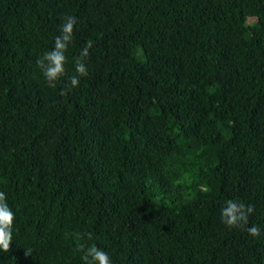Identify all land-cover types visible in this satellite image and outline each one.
<instances>
[{"label": "trees", "instance_id": "obj_1", "mask_svg": "<svg viewBox=\"0 0 264 264\" xmlns=\"http://www.w3.org/2000/svg\"><path fill=\"white\" fill-rule=\"evenodd\" d=\"M66 16L52 89L36 60ZM0 191V264H83L73 233L112 264H264V0H0Z\"/></svg>", "mask_w": 264, "mask_h": 264}, {"label": "clouds", "instance_id": "obj_2", "mask_svg": "<svg viewBox=\"0 0 264 264\" xmlns=\"http://www.w3.org/2000/svg\"><path fill=\"white\" fill-rule=\"evenodd\" d=\"M76 18L66 16L60 27V35L54 38V47L45 52L36 60V67L39 69L47 86L55 89L66 75L65 65L69 62L67 53L74 41V29ZM92 47V41L87 42V47L80 51L74 60L76 75L69 78L68 87L62 88L60 95H66L71 89L79 86L80 79L89 75L87 57L89 49ZM253 206H246L236 200H227L224 202L220 211L221 221L229 229L245 230L249 223L248 217L254 213ZM16 216L9 206L6 193L0 191V251L8 253L13 241V232L15 228ZM249 235L258 237L261 230L255 225L246 228ZM75 242V250L81 253L83 264H112L109 254L95 244H87L84 241V233L70 234ZM87 240H91V234H86ZM31 250L26 251V255H31Z\"/></svg>", "mask_w": 264, "mask_h": 264}]
</instances>
